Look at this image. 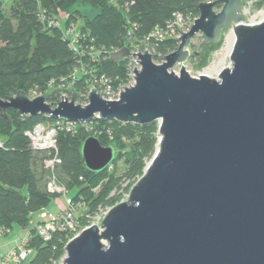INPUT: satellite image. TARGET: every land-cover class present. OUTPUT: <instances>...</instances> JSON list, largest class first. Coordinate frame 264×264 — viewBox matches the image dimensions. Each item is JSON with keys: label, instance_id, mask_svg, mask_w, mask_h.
Returning <instances> with one entry per match:
<instances>
[{"label": "water", "instance_id": "obj_1", "mask_svg": "<svg viewBox=\"0 0 264 264\" xmlns=\"http://www.w3.org/2000/svg\"><path fill=\"white\" fill-rule=\"evenodd\" d=\"M197 9L162 63L128 47L111 53L117 62L138 56L141 63L117 100L95 87L86 105L74 91L55 107L45 93L0 96L5 117L14 108L52 120L160 121V146L129 199L70 240L63 264H264V21L245 24L243 0L203 1ZM228 28L236 35L232 66L219 78L190 75L192 39L214 43ZM178 64L179 74L171 70ZM82 156L99 172L117 151L88 136Z\"/></svg>", "mask_w": 264, "mask_h": 264}, {"label": "trees", "instance_id": "obj_2", "mask_svg": "<svg viewBox=\"0 0 264 264\" xmlns=\"http://www.w3.org/2000/svg\"><path fill=\"white\" fill-rule=\"evenodd\" d=\"M203 1L208 0H10L9 10L5 11L6 0H0V96L8 98L20 90L28 94L36 86L44 91L52 77L66 75L78 64L77 54L63 36V26L72 21H80L84 44L93 41L97 46L111 49L124 46L129 33L137 43H142L141 39L157 26L166 28L175 13L198 17L197 5ZM263 4L264 0H259L257 7ZM82 7L93 9V14L84 13ZM44 10L60 19L62 26H49L43 18ZM60 11L67 17L62 18ZM222 42V36L214 43L201 42L199 67L209 64ZM152 43L158 54L163 55L175 51L179 45L173 37L152 40ZM190 57L197 59L196 54ZM127 63L128 60L117 62L106 57L96 67L123 84L129 81ZM88 78L87 74L79 76L76 84L79 93L86 88ZM7 115H0V225L12 228L18 224L27 228L33 214L47 208L55 198L47 190L46 153L34 150L25 134L47 117L23 115L14 108H8ZM94 122L104 131L98 137L100 142L114 146L117 151L115 160L102 171H91L84 163L82 145L91 135L85 126H80L76 135L62 132L58 136L62 158L58 175L69 190L78 187L73 198L84 200V209L79 215L81 223L99 207H114L121 202L119 191L123 182L136 181L144 174L160 138L157 121L138 124L98 118ZM107 130H111L112 138ZM117 147L124 149L123 155L129 154L121 175L111 171L120 158ZM97 187L100 189L95 191ZM30 231L32 252L23 264H58L64 258L71 235L54 232L46 241L33 226Z\"/></svg>", "mask_w": 264, "mask_h": 264}, {"label": "built area", "instance_id": "obj_3", "mask_svg": "<svg viewBox=\"0 0 264 264\" xmlns=\"http://www.w3.org/2000/svg\"><path fill=\"white\" fill-rule=\"evenodd\" d=\"M60 13L62 18L67 17V15L61 11ZM43 18L48 22L49 26H62V21L56 17L49 16L47 10L43 11ZM195 19L196 17H185L182 13H175L173 21H171L166 28L157 26L152 32L141 39L142 43H135L134 38L129 33L124 46L111 49H107L103 45L97 46L93 41L84 44L83 38H85V34L81 32L76 22L72 21L66 27L63 26V36L69 40L71 49L77 54L78 64H76L68 74L52 77L46 84L44 91L38 86L30 89L28 96L34 98L45 93L48 95L49 102H57L53 103L55 107L60 101H62V95L71 100L73 91L78 94V100L79 97H81L89 102V93L91 89L95 87L103 98L117 100L120 98L121 92L125 90L126 86L122 83H115L114 78L104 71H99L96 64L100 63V61L106 57H111L112 52H117L123 47H128L132 53L136 54L139 53V50L140 53L148 51L153 57L158 55L159 58L157 59L163 62L165 56L163 54H158L156 46L152 43V40L162 41L166 38H177L183 31H185L186 27H189L190 29V24L191 22H194ZM139 44H142V46H144L143 49L145 50H143ZM124 60H128L127 74L129 79L133 78L135 80L136 72H133V70H135V67L137 70L141 69L140 58L138 56H130L126 57ZM82 74L89 75V78L86 88L79 93L76 84L79 76ZM98 118L100 117L96 115L95 118L89 122L61 119L52 120L49 123L38 122L33 128L25 132L31 142L32 148L36 151H43L46 153L44 166L49 172L47 190L48 192L55 194L57 212L49 211L46 208L42 209L39 212L40 221L32 223L36 233L46 241L52 237L54 232H66L71 235L70 240H72L84 228L89 226L87 225L83 227L82 230L78 232L79 228L82 226L78 212L82 214L84 200L83 198L75 200L73 197H69V188L59 178L58 169L62 164V158L58 151V136L62 132L76 135L80 131V126L88 128L89 125L94 123ZM141 178H139V180ZM134 185L130 188L132 189ZM125 187H122L119 191V193L122 194L121 201H123L124 196H126L124 193ZM130 192L131 190L127 192V197H130ZM105 208H107V210L104 211L103 216H101L103 219L112 207ZM88 216L89 215H87V217ZM9 231L10 228L0 225V237L6 235ZM30 239L31 231L28 230L27 234L21 238L20 242L14 248L9 249V251L4 254L0 251V264H23L32 252V249L29 246Z\"/></svg>", "mask_w": 264, "mask_h": 264}, {"label": "rangeland", "instance_id": "obj_4", "mask_svg": "<svg viewBox=\"0 0 264 264\" xmlns=\"http://www.w3.org/2000/svg\"><path fill=\"white\" fill-rule=\"evenodd\" d=\"M9 1L10 0H6V4H4V7H5L4 10L5 11L9 10V4H8ZM258 1L259 0H243V11L242 12H243V15L245 17V20H244L245 24L252 25V24H256V23H259L261 21H264V4L261 8H258L257 7ZM217 9H220V8H217ZM81 10L88 15L93 14V9H91L89 7H82ZM193 23L194 22H191L190 25H192ZM76 24L79 26L80 21H79V23H76ZM188 30H189V27H186L185 31H188ZM231 31H233V28H228L224 31V33L222 35V41L223 42H222L220 49L212 54V57L210 59L209 64L203 68L199 67V65H198L199 61L201 60V55L199 53L200 52V44H201V42H203V40L199 37V35L195 36L192 39V42H191L189 49L191 52H197V54H196L197 59L195 58L194 60H192L191 57H189V59L184 64L185 68L190 73V75H192L194 77H199L201 75H204V70L207 67H215L216 66V67L222 69V71H223L225 68H229L232 66L231 55H227V49H226V37ZM135 43H136V41H135ZM139 46L142 49L144 48V46H142V44H139ZM233 48H234V46H233ZM143 50H145V49H143ZM232 51H233V49H232ZM153 59L156 63H162L161 60H158L155 57H153ZM181 67H182V65L178 64L177 66H175L171 70L174 71L175 73L179 74ZM213 78H219V75L217 74ZM114 81H115V79H114ZM115 83L118 84L121 82H115ZM134 83H135V80L133 78H130L129 81H127L126 83H123V84H124V86L128 87V86L133 85ZM77 101H78L77 103L82 104V105H86L88 103V101L85 100V98H81V97H79V100H77ZM42 121L45 123H49L51 120L49 118H43ZM157 123L160 125V121H157ZM85 129L87 130V132H89L91 134L90 136H96L97 138L100 137L104 132L103 129H101V126L97 125V123H95V122L90 124L88 128L85 127ZM107 133L109 135H111L110 137L112 138L111 130H107ZM102 145H104V144H102ZM104 146H109V145H104ZM158 146H160V144ZM117 150L120 151V154H119L120 158L118 157L119 159L113 165L111 171H112V173L114 172V174H116V175H121L127 167V157L126 156H129V154L123 155L122 152H124V149H122L120 147L119 148L117 147ZM155 154H156V152H155ZM152 158L148 161L147 165L150 163ZM145 170H146V168H145ZM142 176H139L136 179V181L125 180L123 182L122 187H125V185H126V187H125L126 190L124 188V193L126 194V196H124L123 201H126L129 199V197H127V192H129L131 190L130 187L132 185L137 184L139 178H141ZM99 189H100V187H97L95 189V191H98ZM77 191H78V187L73 189L74 193H77ZM115 192H116V190H114L112 194H114ZM55 204L56 203H55V198H54V199H52L51 203L49 204L48 209L55 210V207H56ZM106 210H107V208H105V207H99V209L96 211L95 214H90L87 219L86 218L84 219V221H83L84 223H82V226L79 228L78 232H80L82 230V228L87 226V225H92L94 223L100 224L101 221L103 220V217H101V216H103V212ZM78 214L81 215L80 212H78ZM33 217L37 221H40L39 213L35 212L33 214ZM32 226H33L32 223L27 228H23V227L19 226L18 224H14V226L11 228V231L7 235H3V237H0L1 253L4 254L5 252L9 251L10 247H12L13 244L15 243V239L19 240L23 236H25L27 234L28 230L32 229ZM58 264H63V259Z\"/></svg>", "mask_w": 264, "mask_h": 264}, {"label": "bare ground", "instance_id": "obj_5", "mask_svg": "<svg viewBox=\"0 0 264 264\" xmlns=\"http://www.w3.org/2000/svg\"><path fill=\"white\" fill-rule=\"evenodd\" d=\"M235 41H236V36H235V32L233 30L226 37L227 55L232 54V49H233V46L235 45ZM221 71H222V69H220L216 66L215 67H207L204 70V75H206L208 77H214L217 74L219 75L221 73Z\"/></svg>", "mask_w": 264, "mask_h": 264}, {"label": "crops", "instance_id": "obj_6", "mask_svg": "<svg viewBox=\"0 0 264 264\" xmlns=\"http://www.w3.org/2000/svg\"><path fill=\"white\" fill-rule=\"evenodd\" d=\"M72 192H73V190H71V191L69 192V195H68L69 197H73V193H74V192H73V193H72ZM55 206H56V204H55ZM48 208H49V207H47L46 209L49 210V211L57 212V206L55 207V210H50V209H48ZM39 212H40V211H39ZM39 212H37V213H39ZM34 222H37V220L34 219V217H33L31 223H34ZM32 225H33V224H32ZM10 231H11V228H10ZM10 231H9V232H10ZM9 232H8V233H9ZM8 233H7V234H8ZM7 234H6V235H7ZM1 237H3V236H1ZM20 240H21V239H19V240H18V239H15V243L13 244L12 247H10V249L14 248V247L20 242ZM0 251H1V248H0ZM5 253H6V252H5Z\"/></svg>", "mask_w": 264, "mask_h": 264}]
</instances>
